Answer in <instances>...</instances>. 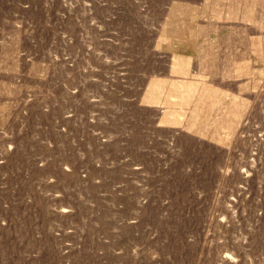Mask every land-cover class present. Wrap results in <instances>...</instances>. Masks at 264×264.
<instances>
[{"label":"rangeland","instance_id":"rangeland-1","mask_svg":"<svg viewBox=\"0 0 264 264\" xmlns=\"http://www.w3.org/2000/svg\"><path fill=\"white\" fill-rule=\"evenodd\" d=\"M0 264H264V0H0Z\"/></svg>","mask_w":264,"mask_h":264},{"label":"crops","instance_id":"crops-1","mask_svg":"<svg viewBox=\"0 0 264 264\" xmlns=\"http://www.w3.org/2000/svg\"><path fill=\"white\" fill-rule=\"evenodd\" d=\"M186 71L187 70H185V73H186ZM161 83H162V81L159 83V82H156L154 85H155V87H157V88H159L160 87V89H161V87H162V85H161ZM190 85H193L192 83L190 84ZM189 87V86H188ZM177 88V87H176ZM178 89V88H177ZM189 89H190V87H189Z\"/></svg>","mask_w":264,"mask_h":264}]
</instances>
